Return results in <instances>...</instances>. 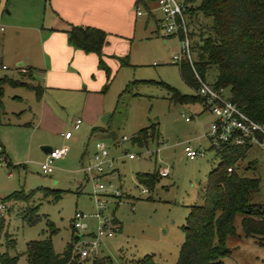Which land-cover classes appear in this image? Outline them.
Here are the masks:
<instances>
[{
	"label": "rangeland",
	"instance_id": "rangeland-1",
	"mask_svg": "<svg viewBox=\"0 0 264 264\" xmlns=\"http://www.w3.org/2000/svg\"><path fill=\"white\" fill-rule=\"evenodd\" d=\"M176 1L183 3L184 0ZM197 5L198 1H195L192 7ZM159 17L157 11L154 18L142 15L128 36L107 35L104 39L112 57L110 60L118 65L120 58L125 65L110 69L107 83L101 86L106 90L103 95L98 93L104 99V109L111 112L108 130L102 139L107 146L108 158L113 160L117 171V179L110 180L111 189L104 185L105 192H98V195H109L111 190L118 189L117 198L100 197L99 201L104 203L102 215L109 219L108 228L115 227L119 231L110 239L97 241L96 262L106 259L113 264H131L144 256H151L154 264H173L183 241L181 228L188 209L203 204L207 175L219 163L206 138L212 116L198 101L180 103L175 99L195 96V90L181 80L180 63H171L172 57L180 53L181 34L164 36L153 24ZM192 20L194 23L190 24L184 16L190 59L195 62L196 49L200 45L199 32L201 30L202 38H205L211 20L199 13ZM0 28V78H22L28 86L36 88L32 80L21 77L24 74L12 72V63L20 56L25 61L24 56L28 55L30 47L39 46L40 39L33 32H26L25 36L23 31L3 21ZM20 45L22 48L18 47ZM23 47L28 50L24 51ZM100 54L103 53L100 51ZM91 75L93 77L89 74V79L97 80L96 73ZM102 76L105 78L104 74ZM214 77L215 70L210 67L205 70L203 81L211 84ZM127 86L128 92L118 98ZM225 94L228 96L227 91ZM15 96L21 97L22 102L14 100ZM32 97L31 92L22 88L4 87L1 98L6 112L29 110L18 117L9 115L10 124L32 122L33 125L0 126V144L6 155L5 161H0V196L20 190L24 194L32 192L30 199L17 201L16 205L4 203L7 207L4 216L0 217V253L16 257L15 264H29L25 258L26 244L49 240L57 255L71 245L72 264H93L91 258L82 260L77 255L79 242L86 240L87 236L82 235L80 239L71 230L75 215H81L86 226L81 234L94 233L97 225L93 217L97 205L93 197L94 182L83 177L81 167L86 158L79 159L83 149L86 151L83 156L92 152L95 140H86L89 127L84 122L76 133L71 130L72 122L81 118L82 97L69 91L47 93L45 104L53 116L52 120L43 119L42 122L41 103H36ZM95 101L90 99L88 107L94 106ZM141 129H146L150 136L140 147L132 143V137ZM66 131H70L73 138L63 143L58 133ZM121 137L127 141L119 143ZM40 146L65 147L67 150L65 157L53 163L49 175L40 172L43 161ZM185 146L202 155L188 160L182 151ZM126 154L135 158L128 160ZM8 160L11 166L6 167ZM160 169L167 170L166 177L156 175ZM234 169L241 177L258 180V190L250 195V202L264 207V156L261 151L250 147ZM139 173L155 176L149 187L136 182L135 175ZM141 189H146L147 193L141 194ZM33 206L36 207L34 218L28 223L23 217L28 216L27 209ZM240 219L239 215L234 218L238 238L228 240L230 253L220 260L221 263L264 264V247L242 236ZM10 240L13 249L6 247Z\"/></svg>",
	"mask_w": 264,
	"mask_h": 264
},
{
	"label": "trees",
	"instance_id": "trees-1",
	"mask_svg": "<svg viewBox=\"0 0 264 264\" xmlns=\"http://www.w3.org/2000/svg\"><path fill=\"white\" fill-rule=\"evenodd\" d=\"M145 1L154 0H136L135 4L142 5ZM195 1L198 5L192 7ZM183 5V16L189 19L190 24L194 23L192 19L199 13L211 20V26L205 38H202L201 30L199 32L200 45L196 49L195 62L191 61V66L187 62L179 64L181 80L196 90L192 69L203 79L205 70L214 68L215 77L211 85L227 91L231 103L264 127V0H184ZM65 34L70 47L85 54H95L101 64L100 51L105 39L103 31L70 25ZM22 74L21 77L31 79L29 70ZM4 87L22 88L33 92L37 100L40 98V88L28 86L22 78L3 76L0 78V115ZM128 87L118 98L128 92ZM175 99L180 103H201L196 95ZM106 132L93 129L91 135H104ZM149 136L146 129L138 130L132 137V143L141 147ZM249 148L247 145H224L215 151L219 163L207 175L203 204L188 209L181 228L183 241L173 264H222L220 260L230 253L227 241L238 238L233 225L236 215L241 216L239 226L242 236L264 247V207L250 202V195L258 190V180L241 177L234 169ZM154 178V175H135L136 182L146 187L152 184ZM31 195L32 192H12L2 201H26ZM35 211L34 206L27 209L28 216L23 217L26 222H31ZM8 242L6 247L13 249V242ZM25 258L29 264H72L74 257L71 245L57 255L49 240H34L26 244ZM15 259L7 253H0V264H15ZM105 260L92 263L103 264ZM131 264L154 263L151 256H144Z\"/></svg>",
	"mask_w": 264,
	"mask_h": 264
},
{
	"label": "crops",
	"instance_id": "crops-1",
	"mask_svg": "<svg viewBox=\"0 0 264 264\" xmlns=\"http://www.w3.org/2000/svg\"><path fill=\"white\" fill-rule=\"evenodd\" d=\"M135 2L136 0H0V23L3 21L8 26L23 31L24 35L26 32H33V35H37L40 39L39 46L30 47L28 55L24 56L25 61L22 60L21 56L15 58L12 63L14 67L12 72L29 70L31 73L30 80L40 88V98L38 100L33 92H29L33 94V101L41 103L39 110L41 122L43 119L52 120L53 116L52 111L45 104L44 97L47 93L51 91L78 93L82 97L81 118H78L80 120L79 126L84 122L89 127L86 140H104L102 139L103 133L91 135L93 129L99 131L108 130V120L111 112L104 109V99L101 95L105 92L106 87L101 88V86L107 83L105 71L109 74L112 67H121L123 62L120 61V58H117L118 65L116 61H111L110 58L112 57L109 56L107 45L104 43L101 48L103 54H100L101 64H99V57L95 54H85L78 49L70 47L67 44L65 32L71 25L93 27L103 31L105 36L109 35V37H126L130 34L131 29L132 31L135 29L136 20L138 19V17L134 16ZM138 6L143 11L148 12L145 15L147 18H154L156 6L153 1H145ZM14 21L17 23H14ZM22 46L18 47L22 48ZM27 46L24 47L27 48ZM24 47L23 50L27 51L28 49H24ZM24 62H26L25 67H23ZM2 67L4 66H1V69ZM2 70H6V68L4 67ZM93 73L97 74V80L89 79L88 75L90 74L92 78L93 75L91 74ZM102 74H104L105 78H103ZM98 93H101V95ZM92 98L97 101H95L94 106L88 107ZM13 99L22 102L21 97L15 96ZM26 104L27 101L24 105ZM27 110L21 109L17 112H6L2 104L0 126L31 127L33 125L32 122L10 124L8 119L9 115L18 117ZM105 115L107 116L106 122H100ZM78 129L73 133H76ZM61 134L59 132L58 136L63 143L69 142L73 138L71 133L70 138L64 140ZM0 147V154L3 156L0 159L4 162L6 156L4 155V147L1 144ZM43 148L50 147H39V149ZM49 151L45 150L43 153L40 150L43 159ZM85 153L86 151L83 149L80 153V160ZM5 165L6 167L11 166L9 160ZM7 177H9L8 174ZM7 195L0 196V203L16 205L14 203H17V201H2ZM250 240L253 241L252 239Z\"/></svg>",
	"mask_w": 264,
	"mask_h": 264
},
{
	"label": "built area",
	"instance_id": "built-area-1",
	"mask_svg": "<svg viewBox=\"0 0 264 264\" xmlns=\"http://www.w3.org/2000/svg\"><path fill=\"white\" fill-rule=\"evenodd\" d=\"M156 11L160 17L154 20V27L160 29L164 36H171L177 32L181 34L179 41L180 53L171 59L172 64H179L187 62L191 66V59L189 54L188 29L184 22V5L176 0H154ZM148 12L143 11L139 6L134 7V16L141 17L147 15ZM4 69V67H2ZM24 73L23 70H18ZM193 77L197 83L195 95L201 100L203 110L208 112L213 120L210 124L209 130L206 133V138L209 141L210 147L215 151L219 150L224 145H247L249 147L258 148L264 156V127L258 124L247 116H245L236 106L231 103L225 90L222 88H214L211 84H207L201 79L192 69ZM187 121V118L184 119ZM80 124V120L76 119L72 125L71 130L76 131ZM64 140H68L71 136L70 131L61 134ZM127 141L125 137L119 139V143ZM1 151V147H0ZM184 157L188 160L194 159L196 156H201L202 153L191 149L188 146L182 149ZM65 148H51L45 155L40 164V172L42 175H49L53 171V163L65 157ZM86 158L85 164L81 167L83 177L91 182H94L93 197L96 199V212L93 217L96 219L97 225L94 233L81 234L86 229L83 224V217L75 215L71 223V230L81 239L82 235L87 236L86 240H81L77 247V255L80 259L85 260L91 258L93 261L98 259L97 256V241L99 239H110L118 229L108 228L106 217L102 215L104 203L99 201L102 197L107 196L117 198L119 196L118 189L111 190L109 195H98V192H105V186L111 189L110 180L117 179V171L114 169L113 160L108 158L107 146L102 140H95L92 147V152L83 156ZM135 158L132 154H126V159L133 160ZM2 161V159H0ZM229 172L230 169H227ZM166 169H160L157 172L159 177L167 176ZM103 179V180H102ZM141 194H146V189L140 190ZM6 205L0 203V217H3L6 212ZM103 264H113L106 260Z\"/></svg>",
	"mask_w": 264,
	"mask_h": 264
},
{
	"label": "water",
	"instance_id": "water-1",
	"mask_svg": "<svg viewBox=\"0 0 264 264\" xmlns=\"http://www.w3.org/2000/svg\"><path fill=\"white\" fill-rule=\"evenodd\" d=\"M106 119H107V116L105 115V116H103L102 118H101V120H100V122H102V123H105L106 122ZM49 149H51V148H43V149H40L41 150V152H45V150L46 151H49Z\"/></svg>",
	"mask_w": 264,
	"mask_h": 264
}]
</instances>
